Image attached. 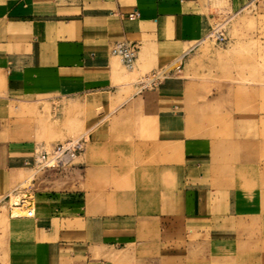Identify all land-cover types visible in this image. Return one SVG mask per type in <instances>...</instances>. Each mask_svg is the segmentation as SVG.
<instances>
[{"label":"crops","instance_id":"obj_1","mask_svg":"<svg viewBox=\"0 0 264 264\" xmlns=\"http://www.w3.org/2000/svg\"><path fill=\"white\" fill-rule=\"evenodd\" d=\"M207 9L208 0H0V264H119L132 247L175 264L158 237L255 207L240 186L206 181L216 140L192 102L209 97L198 83L209 67L224 70V52L203 42ZM122 40L139 44L131 66L111 53ZM176 61L158 87L135 94L144 73ZM76 133L87 141L75 163L45 169L70 173L75 188L33 189L34 217L13 214L7 195L34 153Z\"/></svg>","mask_w":264,"mask_h":264},{"label":"rangeland","instance_id":"obj_2","mask_svg":"<svg viewBox=\"0 0 264 264\" xmlns=\"http://www.w3.org/2000/svg\"><path fill=\"white\" fill-rule=\"evenodd\" d=\"M228 1L208 0L207 10L214 16L211 28L221 24L227 41L216 43L206 36L203 42L224 52V70L218 76L216 66L209 67V74L203 76L208 81L198 82L199 85L203 83V91L209 97L195 98L192 103L203 104V110L198 108V116L205 111V133L216 140V144L210 147L207 184L210 182L208 185L212 187L222 184L226 187L240 186L243 198L250 200L255 207L243 213L244 217L238 220L229 215L225 221L214 220L209 227L193 225L195 231L203 230L199 235L178 225L176 234L158 237L161 245L176 249V258L171 259L175 264H264V0H252L236 11L231 10ZM196 78L202 79V76ZM217 94H220L218 99L215 98ZM33 172V169H28L13 187ZM59 177H64L65 182L59 183ZM70 177V173L59 175L38 170L32 187L14 194L12 201L32 197L33 189H73L76 185L72 178L66 181ZM81 180L79 178L75 182L86 191L88 188ZM83 196L88 204L89 194ZM113 196L97 194L92 198L93 202L105 203L111 202ZM150 197L145 195L146 200ZM16 213L20 212L13 209V214ZM207 235L224 241L212 246L207 242ZM192 237L202 239L197 243ZM148 252L157 254L158 251ZM140 253L132 247L128 255L117 263L168 264L165 259L143 258Z\"/></svg>","mask_w":264,"mask_h":264},{"label":"built area","instance_id":"obj_3","mask_svg":"<svg viewBox=\"0 0 264 264\" xmlns=\"http://www.w3.org/2000/svg\"><path fill=\"white\" fill-rule=\"evenodd\" d=\"M136 13L130 15V18H134ZM208 38L214 40L216 43H225L227 36L221 24L213 26L208 35ZM139 50V44L136 41L122 40L115 42L111 47V53L119 56L122 62L131 66L137 57ZM181 63L179 61L174 62L172 65H168L159 69H154L141 76L135 87V94L141 93L145 90H152L158 87L170 74L171 70H179ZM87 138L85 134L66 139L65 141L57 144L51 150H38L34 153L31 169L34 172L28 175L22 180L12 191L7 195L8 200L10 194H18L26 191L33 185L35 172L38 170H45L48 168H59L70 166L75 163L77 157L84 151ZM26 197H20L16 203L11 206H16L20 213H16L20 216L34 217V210L27 201ZM27 201V203H26Z\"/></svg>","mask_w":264,"mask_h":264},{"label":"bare ground","instance_id":"obj_4","mask_svg":"<svg viewBox=\"0 0 264 264\" xmlns=\"http://www.w3.org/2000/svg\"><path fill=\"white\" fill-rule=\"evenodd\" d=\"M12 194H14V193H11V194H10V199H11V195H12ZM26 198L29 199L30 197L27 196ZM10 199H9V200H10ZM27 201H28V200H27ZM27 201H26V203H27ZM16 202H17V201H15V202H11V204L13 205V204L16 203ZM14 208H15V210H16L17 212L19 211V209H18L16 206H14Z\"/></svg>","mask_w":264,"mask_h":264}]
</instances>
